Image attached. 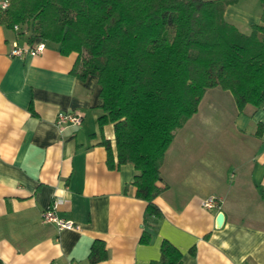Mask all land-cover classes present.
Instances as JSON below:
<instances>
[{
    "label": "crops",
    "instance_id": "0c3cea01",
    "mask_svg": "<svg viewBox=\"0 0 264 264\" xmlns=\"http://www.w3.org/2000/svg\"><path fill=\"white\" fill-rule=\"evenodd\" d=\"M235 7L227 8L229 23L240 11ZM244 24L251 32L261 17L248 16ZM29 36L25 28L13 31L0 25L4 264H91L96 242L108 253L97 264H151L161 259L163 240L181 251L183 264H264V129L262 137L256 135L264 125V105L247 106L242 114L236 107L232 120L223 123L202 120L198 113L178 131L158 183L164 190L156 200L163 213L159 232L152 243L142 244L147 203L136 197L133 165L108 166L102 141L111 142L116 159L115 132L113 124L100 129L98 79L79 80L72 74L78 55L65 57L55 45H47L41 55L11 57L15 43L33 45ZM60 113H76L82 123L59 126ZM219 124L228 128L233 150L217 157L205 144L210 148L212 128ZM206 132L207 140L199 135ZM212 196L220 199V209L203 207ZM57 198L65 200L58 216L74 229L43 222ZM221 212L225 223L218 229Z\"/></svg>",
    "mask_w": 264,
    "mask_h": 264
},
{
    "label": "trees",
    "instance_id": "16d2710c",
    "mask_svg": "<svg viewBox=\"0 0 264 264\" xmlns=\"http://www.w3.org/2000/svg\"><path fill=\"white\" fill-rule=\"evenodd\" d=\"M239 1L8 0L0 9L2 27L25 28L30 44L55 45L65 57L77 54L72 74L98 79L100 129L113 124L115 132L116 159L111 142L102 141L108 166L133 165L136 197L147 203L142 244L154 241L163 218L156 200L166 153L206 93L230 92L240 114L264 105V0L261 24L250 34L226 20ZM106 259L96 242L90 263ZM151 264H183V254L163 240L161 259Z\"/></svg>",
    "mask_w": 264,
    "mask_h": 264
},
{
    "label": "rangeland",
    "instance_id": "374dc122",
    "mask_svg": "<svg viewBox=\"0 0 264 264\" xmlns=\"http://www.w3.org/2000/svg\"><path fill=\"white\" fill-rule=\"evenodd\" d=\"M207 1V0H206ZM240 2V1H239ZM240 4V5H238ZM232 6L235 7V10H240L239 12H235V20L230 23H234L236 27L240 30V32L247 34L250 32V28L245 26L244 23H246V19L248 16H257L262 15L263 8L261 5L260 0H242L240 3H237ZM247 25V24H246ZM234 98L231 95L230 92H225L220 89H214L209 90L205 97L203 98V101L200 106L199 115L198 117L202 120H212L215 123L219 122H225V121H231L232 117L234 116L236 112V105L234 103ZM213 136L209 144L206 142V150L211 149V152L217 154L214 156H217L219 154H222L224 152H230L233 150L232 144L233 142H230L231 139L229 136L231 135L229 132L227 133L228 128L227 127H221L220 124L217 126H214L213 128ZM224 130V131H222ZM208 132L204 135V133L199 134L206 137ZM228 137V138H227ZM219 153V154H218ZM213 156V160L215 162H218L217 158Z\"/></svg>",
    "mask_w": 264,
    "mask_h": 264
},
{
    "label": "built area",
    "instance_id": "2783aa9c",
    "mask_svg": "<svg viewBox=\"0 0 264 264\" xmlns=\"http://www.w3.org/2000/svg\"><path fill=\"white\" fill-rule=\"evenodd\" d=\"M9 7L8 0H0V9L6 10ZM15 31L19 30V26H15ZM46 43L44 41H38L28 48H21L17 43L13 45L11 51V57H23V56H37L41 55L46 50ZM83 117L76 113H60L57 119V125L67 126V125H80L82 123ZM65 204V200L62 198H57L53 205L46 210L43 214V222L45 224H54L59 230H71L75 228L72 222H69L63 218H60L57 211L60 206ZM203 207L207 210L220 209L221 201L217 197H209L203 202Z\"/></svg>",
    "mask_w": 264,
    "mask_h": 264
},
{
    "label": "water",
    "instance_id": "95a60500",
    "mask_svg": "<svg viewBox=\"0 0 264 264\" xmlns=\"http://www.w3.org/2000/svg\"><path fill=\"white\" fill-rule=\"evenodd\" d=\"M225 223V215L221 212L218 214L216 218V227L221 229Z\"/></svg>",
    "mask_w": 264,
    "mask_h": 264
}]
</instances>
